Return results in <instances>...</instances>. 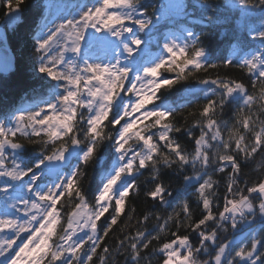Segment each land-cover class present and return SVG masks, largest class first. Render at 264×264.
Returning a JSON list of instances; mask_svg holds the SVG:
<instances>
[{"label":"snow or ice","instance_id":"snow-or-ice-1","mask_svg":"<svg viewBox=\"0 0 264 264\" xmlns=\"http://www.w3.org/2000/svg\"><path fill=\"white\" fill-rule=\"evenodd\" d=\"M23 3L4 0L7 23ZM56 7L47 0L33 37L40 102L0 116V264H264V0L224 5L240 9L241 34L220 63L191 28L154 35L189 7L219 10L207 0H168L151 14L142 0H95L49 19ZM233 67L240 76L218 71ZM189 81L203 87L167 102ZM197 92L204 102L186 112ZM29 145L38 150L25 162ZM103 151L111 164L86 187ZM257 157L262 174L250 181ZM141 177L152 203L137 216L129 200ZM169 198L179 211H167Z\"/></svg>","mask_w":264,"mask_h":264},{"label":"trees","instance_id":"trees-1","mask_svg":"<svg viewBox=\"0 0 264 264\" xmlns=\"http://www.w3.org/2000/svg\"><path fill=\"white\" fill-rule=\"evenodd\" d=\"M46 0H24L22 5V11L19 14V18L16 23L9 24L5 19L6 8L4 7V0H0V27H3L7 31V37L9 46L14 54L15 63L14 70L7 74H0V116L4 113L5 109L12 110L22 105L28 103H39L41 96V86L39 81V76L33 72L32 62L35 60V55L33 52L34 49V40L36 31L38 30V25L42 23L46 16L44 11V4ZM185 3L192 5L202 2V0H184ZM208 4L212 5L213 8L219 6V10L212 12L210 10H201L199 8L193 9L192 7L188 8L187 14L184 18L179 19L174 24H171L167 28L161 27L160 32L155 33V38L160 39L162 42L161 33L171 29L172 31H177L182 27L191 28L197 35L201 36L202 41L205 44V47L209 51L208 60L212 63H220L221 60L230 54V48L232 44H235V40H231L233 34H240L238 29L235 27V22L237 21V14L230 10V8H225L226 0H207ZM39 13V15L37 14ZM148 13H152V7H148ZM258 17L261 15L259 9L256 10ZM208 17H213V20L209 21ZM199 21H203L200 23ZM163 24V23H161ZM248 47L252 46L247 41ZM217 70H209L210 75H215ZM221 75L227 73L232 76H240L241 73L235 67L229 69H219ZM199 75H204L200 73ZM189 86L192 88L199 87L195 81H189L188 83L177 86L179 91L173 90L170 94L167 95V102L175 103H186L185 99H182L184 96V90ZM35 89V91H33ZM190 101L189 107L185 110H195L196 106L204 102V96L201 93H196L194 96H189L187 98ZM227 118V117H226ZM191 121V118H189ZM34 150L32 146H28V151L25 154L26 157H32ZM260 161V157H257L256 163H250L244 171L248 174V179L255 180L261 171L257 167ZM111 159L107 151L101 153V159L95 167L91 164L88 166L87 172L88 176L85 181V186L89 188H95L101 183V178L104 174L105 168L103 165L105 163L109 164ZM147 174H145L146 177ZM145 177H141V193L138 198L133 197L129 200V204H134L137 209V216H139L143 211L149 209L151 201L145 200L143 195V181ZM219 178V177H216ZM175 187V185H173ZM194 191V190H193ZM193 191H189L187 196L184 198H190V203L193 209L194 218L199 216V209L195 204V196ZM220 195L221 203L222 196L224 194V182L221 181L220 184ZM172 200V206L167 208L169 213L179 211L177 207L178 201ZM89 200L91 201V192H89ZM154 211L159 210L153 209ZM103 218L100 223H103ZM135 223V222H133ZM155 221L149 222V227ZM257 234H259V225H257ZM183 231V230H181ZM118 231L111 234L107 239L109 244L113 243L111 238L112 235H118ZM231 235V233L227 234ZM192 241L195 244L197 238L195 234H192ZM155 244V242H154ZM121 264L123 261L121 260ZM153 264H157V261H153Z\"/></svg>","mask_w":264,"mask_h":264},{"label":"rangeland","instance_id":"rangeland-1","mask_svg":"<svg viewBox=\"0 0 264 264\" xmlns=\"http://www.w3.org/2000/svg\"><path fill=\"white\" fill-rule=\"evenodd\" d=\"M52 2L55 5H57L58 7L52 9V13H51V16H49V19H55L59 15H67L69 12H72L74 10L75 6L78 4L84 3V4H87L88 6H92V4L95 3V0H52ZM142 2L145 5L158 7L161 3H167L168 0H142ZM231 2H232V0H226V4H229ZM45 3H47V0ZM230 10L237 14V21L235 22V27H236V29H238L239 33L241 34V29L238 27V18L241 16L240 9L239 8H230ZM46 15H48V13H46ZM255 16L257 19L259 18L256 12H255ZM181 18H184V17H179V16L174 15L172 17V19H170L168 21V26H170L171 24H174L176 21H178ZM56 23H59L58 19L56 20ZM161 23H163V21ZM51 26L52 25L49 24V27H51ZM45 31H46V29H45ZM248 42L250 45H252L249 47L251 50H255L256 48L261 46V42L258 39L257 40H251L249 38ZM153 47L155 48V43H154ZM201 87H203V86H199V87H196L194 89H199ZM197 93L203 94L202 92H197ZM23 158H24L25 162H27L31 157H26L24 155ZM110 164H111V162L108 165H110ZM257 229H258V227H256V232H257ZM6 235H9V234L8 233H0V238L4 237ZM80 235H83V233H81ZM241 241H244L245 243H247V241L244 240V236L238 235L237 236V243H240ZM18 243H19V241H18ZM0 259H3V258H0Z\"/></svg>","mask_w":264,"mask_h":264},{"label":"water","instance_id":"water-1","mask_svg":"<svg viewBox=\"0 0 264 264\" xmlns=\"http://www.w3.org/2000/svg\"><path fill=\"white\" fill-rule=\"evenodd\" d=\"M15 58L9 46L7 31L0 27V74L7 75L14 70Z\"/></svg>","mask_w":264,"mask_h":264}]
</instances>
